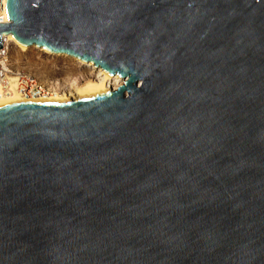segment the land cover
<instances>
[{
    "label": "water",
    "instance_id": "obj_1",
    "mask_svg": "<svg viewBox=\"0 0 264 264\" xmlns=\"http://www.w3.org/2000/svg\"><path fill=\"white\" fill-rule=\"evenodd\" d=\"M6 9L124 81L0 104V264H264V0Z\"/></svg>",
    "mask_w": 264,
    "mask_h": 264
},
{
    "label": "rangeland",
    "instance_id": "obj_2",
    "mask_svg": "<svg viewBox=\"0 0 264 264\" xmlns=\"http://www.w3.org/2000/svg\"><path fill=\"white\" fill-rule=\"evenodd\" d=\"M10 59L14 68L34 74L60 93L69 90L75 81L81 83L95 75L88 67L74 60L63 55H50L34 47L21 51L13 46Z\"/></svg>",
    "mask_w": 264,
    "mask_h": 264
},
{
    "label": "bare ground",
    "instance_id": "obj_3",
    "mask_svg": "<svg viewBox=\"0 0 264 264\" xmlns=\"http://www.w3.org/2000/svg\"><path fill=\"white\" fill-rule=\"evenodd\" d=\"M6 1L2 0L3 6H0V14H4L6 19L7 17V9H6ZM9 36V39L13 42V46L16 48H19L21 51H26L29 48H37L47 54L50 55H63L66 58L70 60H74L77 63H80L81 65L88 67L92 72L95 73L94 77H89L85 79L83 82L78 83L75 81L71 88L67 91H63L60 93V91L54 90L52 93H41L34 96H25L22 93H20L17 90H14L8 95L0 94V104H10L15 102H24V101H57V100H70L77 97H83L88 95H94L99 94L102 92H106L108 90L116 89L118 86L123 84L124 79L122 76L119 75H112L108 76L103 71L104 69L97 68L95 64L91 62H86L82 59H80L78 56L75 55H67V54H60V53H54L49 50H47L44 47H38V46H32L28 47L23 44H21L13 35L12 33L7 34ZM10 80L12 82L16 81V78L14 76H10Z\"/></svg>",
    "mask_w": 264,
    "mask_h": 264
},
{
    "label": "built area",
    "instance_id": "obj_4",
    "mask_svg": "<svg viewBox=\"0 0 264 264\" xmlns=\"http://www.w3.org/2000/svg\"><path fill=\"white\" fill-rule=\"evenodd\" d=\"M0 6H3L0 0ZM4 14H0V23H8ZM13 42L7 34L2 35V47H0V94L8 95L14 90L25 96H34L41 93H52L54 88L51 84L41 81L34 74L14 68L10 59ZM10 76L16 78L15 82L10 80Z\"/></svg>",
    "mask_w": 264,
    "mask_h": 264
}]
</instances>
